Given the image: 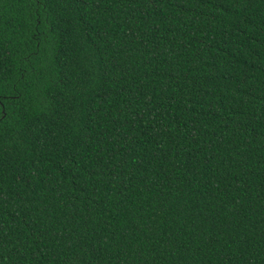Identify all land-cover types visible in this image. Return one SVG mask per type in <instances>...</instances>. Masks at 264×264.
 <instances>
[{"label":"trees","instance_id":"16d2710c","mask_svg":"<svg viewBox=\"0 0 264 264\" xmlns=\"http://www.w3.org/2000/svg\"><path fill=\"white\" fill-rule=\"evenodd\" d=\"M0 264H264V0H0Z\"/></svg>","mask_w":264,"mask_h":264}]
</instances>
